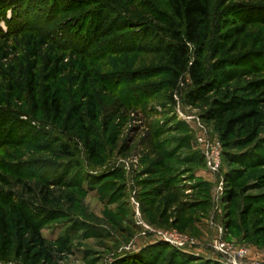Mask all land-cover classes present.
I'll list each match as a JSON object with an SVG mask.
<instances>
[{
    "label": "rangeland",
    "instance_id": "374dc122",
    "mask_svg": "<svg viewBox=\"0 0 264 264\" xmlns=\"http://www.w3.org/2000/svg\"><path fill=\"white\" fill-rule=\"evenodd\" d=\"M169 2L0 0V109L13 114L0 121V264H146L143 251L160 245L169 250L159 264L172 250L230 264L212 248L220 229L249 249L242 264H264V0H212L209 37L190 50L203 56L198 92L189 76L170 88L165 57L149 47L154 35L140 39L144 26L161 31L155 15ZM100 14L119 30L94 35ZM48 87L62 105L54 121ZM231 96L247 105L212 116ZM252 110L256 119L223 142L227 119ZM201 130L222 145L218 175ZM240 152L244 164L229 158ZM18 213L48 248L34 250L28 234L21 241ZM177 236L189 243L174 245Z\"/></svg>",
    "mask_w": 264,
    "mask_h": 264
},
{
    "label": "trees",
    "instance_id": "16d2710c",
    "mask_svg": "<svg viewBox=\"0 0 264 264\" xmlns=\"http://www.w3.org/2000/svg\"><path fill=\"white\" fill-rule=\"evenodd\" d=\"M168 7L170 9L169 12H158L159 14L155 15L156 17L153 16L158 20L159 24L163 25V28L160 27L161 31H159V33L164 32L167 36V40L159 38V33L153 30L151 26H144V28H146L145 33L139 34L140 39L142 40L147 36L154 35V37L150 39L149 47L152 46V52L161 53L165 57L167 65L163 70H165V74L168 76L167 83L170 88H178L181 80H183L185 76H189L192 81L191 87L193 90L197 89L198 92L206 87V72L202 63L203 56L199 55L198 58L192 60L190 50L191 45L199 49L200 46L205 44L209 37L213 25L212 0H170ZM106 18L107 16H103L102 14L99 15L98 19H100V21L97 26V31L93 30L94 35L96 33H101L102 35L104 34V36H111L119 30L114 29L116 25L115 21L111 20L108 22V25H105L104 20ZM244 32L245 29H240L235 36H240ZM134 39L138 40V37L131 39L126 38V40L131 43H133L132 40ZM129 47L136 48L135 45L132 44L127 45L125 48ZM143 48L144 47H142V49ZM225 67V63L220 61L215 65V70L223 71ZM35 70V64L29 68V79L27 82L29 97L32 104H36L37 102ZM193 90L191 91V95L196 93V91ZM50 93L51 88L48 87L44 98V109L47 110V113L52 116L49 117L54 121L55 118L58 119V117L61 116L62 105L57 95L55 93ZM246 102L247 101L236 96H231L230 101H217V106L212 110L211 115L213 116L215 113H218L217 116H219V118L223 117L222 120H224V114L226 112L228 113L232 109H234V111L237 109L239 110L242 106L247 105ZM90 103L92 104V100ZM257 116L258 113L252 110L228 118L225 122L224 133L222 134L223 142L227 141L228 137L234 134L237 129L241 128L249 121L252 122ZM12 117L13 114L10 111L0 109V121L13 120ZM246 156L247 154H241L240 152L238 154H230L229 158L235 163L244 164ZM18 216L20 220L17 222V234L21 241L23 240L24 242V235L28 234V243L36 244V249L34 250H42L45 248L46 241L42 237L36 223H33L29 217H25L22 213H18ZM20 248L21 251L24 248L22 243ZM168 248L169 247L160 245L149 249L150 252H148L149 250L147 249L143 251L142 255L145 256L143 259L146 261V264H159L160 258L169 250ZM169 256V259L166 260L167 262L165 261L167 264H222L217 260L191 259L189 256L177 250L170 251ZM136 264H138V262Z\"/></svg>",
    "mask_w": 264,
    "mask_h": 264
},
{
    "label": "built area",
    "instance_id": "2783aa9c",
    "mask_svg": "<svg viewBox=\"0 0 264 264\" xmlns=\"http://www.w3.org/2000/svg\"><path fill=\"white\" fill-rule=\"evenodd\" d=\"M198 144L204 155L206 166L210 173L218 175L223 167V150L222 145L218 140L211 141L207 138L204 130L198 134ZM223 230H219L218 237L214 240L212 248L214 252L223 258L226 263L242 264V260L246 259L249 254V249L246 246L235 245L226 242L223 239ZM174 245L185 247L189 241L183 236H177Z\"/></svg>",
    "mask_w": 264,
    "mask_h": 264
}]
</instances>
